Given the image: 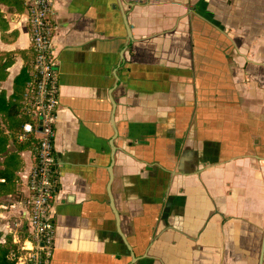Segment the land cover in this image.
<instances>
[{
    "label": "crops",
    "instance_id": "obj_1",
    "mask_svg": "<svg viewBox=\"0 0 264 264\" xmlns=\"http://www.w3.org/2000/svg\"><path fill=\"white\" fill-rule=\"evenodd\" d=\"M0 0V91L32 64ZM49 264H264V0H54ZM0 200L28 238L27 176Z\"/></svg>",
    "mask_w": 264,
    "mask_h": 264
},
{
    "label": "built area",
    "instance_id": "obj_2",
    "mask_svg": "<svg viewBox=\"0 0 264 264\" xmlns=\"http://www.w3.org/2000/svg\"><path fill=\"white\" fill-rule=\"evenodd\" d=\"M53 3L54 0H26L36 86L29 89L25 101V114L33 122L22 126L17 140L25 142L33 136L37 146L35 163L26 180L28 238L22 246L27 252L18 259V264H49L54 250L55 224L51 207L57 183L54 138L58 83L56 61L50 52Z\"/></svg>",
    "mask_w": 264,
    "mask_h": 264
},
{
    "label": "trees",
    "instance_id": "obj_3",
    "mask_svg": "<svg viewBox=\"0 0 264 264\" xmlns=\"http://www.w3.org/2000/svg\"><path fill=\"white\" fill-rule=\"evenodd\" d=\"M32 53V64L26 66L15 78L11 96L4 98L0 91V200L17 194L18 173L24 168L21 153L35 150L37 146V139L33 136L25 142L17 140L22 126L33 122L25 114L26 95L30 88L36 86L33 49ZM1 237L0 234V264H18V259L27 251L10 237L4 240Z\"/></svg>",
    "mask_w": 264,
    "mask_h": 264
},
{
    "label": "water",
    "instance_id": "obj_4",
    "mask_svg": "<svg viewBox=\"0 0 264 264\" xmlns=\"http://www.w3.org/2000/svg\"><path fill=\"white\" fill-rule=\"evenodd\" d=\"M39 124H41V122H39Z\"/></svg>",
    "mask_w": 264,
    "mask_h": 264
}]
</instances>
